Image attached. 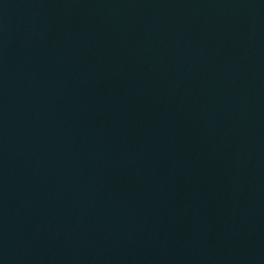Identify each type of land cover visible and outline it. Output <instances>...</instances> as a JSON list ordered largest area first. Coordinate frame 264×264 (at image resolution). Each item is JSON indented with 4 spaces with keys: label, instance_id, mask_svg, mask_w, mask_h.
<instances>
[{
    "label": "water",
    "instance_id": "obj_1",
    "mask_svg": "<svg viewBox=\"0 0 264 264\" xmlns=\"http://www.w3.org/2000/svg\"><path fill=\"white\" fill-rule=\"evenodd\" d=\"M0 264H264V0H0Z\"/></svg>",
    "mask_w": 264,
    "mask_h": 264
}]
</instances>
